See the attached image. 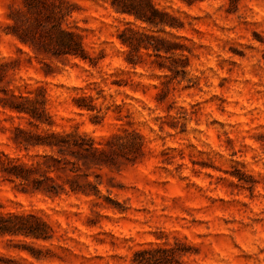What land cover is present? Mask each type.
Returning <instances> with one entry per match:
<instances>
[{
  "label": "clouds",
  "instance_id": "obj_1",
  "mask_svg": "<svg viewBox=\"0 0 264 264\" xmlns=\"http://www.w3.org/2000/svg\"><path fill=\"white\" fill-rule=\"evenodd\" d=\"M0 264H264V0H0Z\"/></svg>",
  "mask_w": 264,
  "mask_h": 264
}]
</instances>
